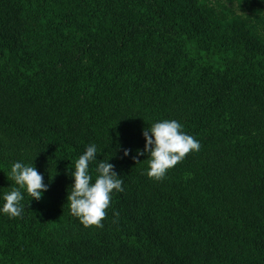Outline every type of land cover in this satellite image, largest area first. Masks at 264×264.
I'll use <instances>...</instances> for the list:
<instances>
[{"label": "trees", "instance_id": "16d2710c", "mask_svg": "<svg viewBox=\"0 0 264 264\" xmlns=\"http://www.w3.org/2000/svg\"><path fill=\"white\" fill-rule=\"evenodd\" d=\"M162 119L200 150L154 180ZM93 143L124 180L103 227L67 202ZM17 161L49 188L0 214V264H264V0H0V205Z\"/></svg>", "mask_w": 264, "mask_h": 264}, {"label": "clouds", "instance_id": "9594fccd", "mask_svg": "<svg viewBox=\"0 0 264 264\" xmlns=\"http://www.w3.org/2000/svg\"><path fill=\"white\" fill-rule=\"evenodd\" d=\"M145 139L143 150H136L133 159L147 155V175L154 180H162L167 172L181 162L189 153L198 152L200 143L183 131V125L175 119H162L142 130ZM131 149L124 150V157ZM99 150L96 144H90L76 160L70 171L73 183L68 192L67 202L70 212L85 227H103L102 221L107 215L114 193L124 191V180L115 171L109 160H98ZM92 165H95L93 180ZM10 176L17 187L3 194L0 214L9 218L22 217L25 205V193L31 200L39 201L48 191L49 184L44 176L32 164L17 161L11 165Z\"/></svg>", "mask_w": 264, "mask_h": 264}]
</instances>
